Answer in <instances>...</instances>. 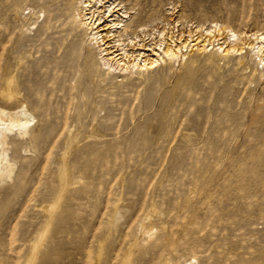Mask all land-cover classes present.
<instances>
[{
  "label": "rangeland",
  "instance_id": "obj_1",
  "mask_svg": "<svg viewBox=\"0 0 264 264\" xmlns=\"http://www.w3.org/2000/svg\"><path fill=\"white\" fill-rule=\"evenodd\" d=\"M77 1L0 0V264H264V0H123L126 44L212 47L123 73Z\"/></svg>",
  "mask_w": 264,
  "mask_h": 264
},
{
  "label": "bare ground",
  "instance_id": "obj_2",
  "mask_svg": "<svg viewBox=\"0 0 264 264\" xmlns=\"http://www.w3.org/2000/svg\"><path fill=\"white\" fill-rule=\"evenodd\" d=\"M77 3V16L81 21V25L91 32L94 31L92 40L98 45L97 48L99 49L100 61L108 72L123 73L136 70H150L155 68L160 61H164V58L168 60H177L182 57V50L188 48L192 49L195 46L197 47L196 49L200 51L212 49L209 39L207 38L206 40L202 35L192 38V36H189L190 34H186L185 36L188 37L187 39L183 38L185 36L181 35L180 38L176 39L178 42L175 43V41H173V36H167L163 34V32L160 34V40L156 43L146 44L143 41H139L140 43L138 44L134 42L126 44L124 39L121 38L123 34L118 31L120 29H122L124 33L127 31L128 27L123 24V19L130 18L129 11L125 9V5H122L123 0H78ZM122 9L125 10L122 11ZM105 14L106 16L104 17L103 15ZM103 17L108 19L106 22L104 21L106 24L101 22ZM118 19H120V21H118ZM139 31H143L142 25H138L132 30V34ZM213 32L214 31L211 30H205L204 33L206 35H212ZM227 33L229 37H236V34L231 30ZM246 37L248 40H254L255 43H253V45L250 43H242V45H245L248 49H256L257 54L261 53L262 55V53H264V35L252 33ZM180 44H182V47L178 46ZM136 45L139 47L133 51L132 48ZM128 46H132L131 49H129L132 50L131 52H128ZM232 46H225V49L219 47V49L222 50L224 55L234 52L238 53L239 50ZM148 52H150V54H146ZM262 63L264 64V59H262ZM32 120L31 116L27 114L23 108L16 110L12 114L0 110V143L4 142L8 133L13 131H16L20 136L27 135L29 133L27 126ZM4 173L9 175L8 170L3 172L0 171V175Z\"/></svg>",
  "mask_w": 264,
  "mask_h": 264
}]
</instances>
